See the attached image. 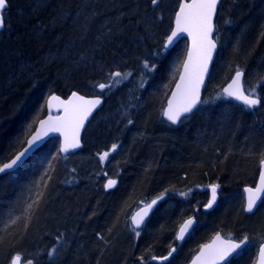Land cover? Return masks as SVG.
Listing matches in <instances>:
<instances>
[{"label": "trees", "instance_id": "1", "mask_svg": "<svg viewBox=\"0 0 264 264\" xmlns=\"http://www.w3.org/2000/svg\"><path fill=\"white\" fill-rule=\"evenodd\" d=\"M180 2L9 0L0 32V162L22 149L47 115L50 95L100 96L102 105L77 152L62 155L58 138H51L16 171L0 173V264L13 255L22 264H153L177 246L179 218L189 212L225 226L232 240L248 238L226 264H254L264 236V200L254 215H245L242 187L255 184L264 151V0H221L217 52L201 104L171 127L161 115L186 42L169 51L163 45ZM144 61L155 67L146 69ZM171 68L175 73L167 77ZM238 69L245 91L256 88L262 100L253 111L222 95ZM117 71L130 75L110 76ZM140 73L139 84H130ZM98 84L111 87L101 91ZM123 111L136 137L128 157L118 161L116 186L107 189L96 175L113 156L108 147ZM127 139L116 138L118 150ZM104 152L111 156L101 161ZM44 156L46 168H38ZM214 184L225 196L219 214V206L202 211L207 192L182 202L188 209L173 199L176 192ZM161 195L144 227L133 230L129 220L140 199L145 204ZM167 201L179 212L165 208ZM59 238L62 245L49 258Z\"/></svg>", "mask_w": 264, "mask_h": 264}, {"label": "snow or ice", "instance_id": "2", "mask_svg": "<svg viewBox=\"0 0 264 264\" xmlns=\"http://www.w3.org/2000/svg\"><path fill=\"white\" fill-rule=\"evenodd\" d=\"M159 0H151V4L157 5ZM221 0H185V2L179 4V10L175 13V28L171 30V34L166 37L164 48H167L173 43V41L181 34L187 33L192 37L193 47L188 52V59L184 63L185 74L181 76V83L177 85V92L173 93V100L169 101L168 109L164 112V115L169 121L175 124L184 113H190L200 102L199 90L203 84L204 75L208 71V64L212 58V53L216 49V41L212 39V33L214 31L213 18L217 14L218 4ZM9 0H0V28L5 26V18L2 15L3 11L7 10ZM264 27V26H262ZM264 35V32L261 33ZM144 67L154 68L155 65H149L147 61H144ZM130 75V73L114 72L110 76L113 78H121ZM244 73L241 70H237L232 83L229 84L224 92L229 97H233L236 100L242 101L248 108H254L262 103V100L258 96L252 94H245L243 88L240 86L241 77ZM264 79V77H262ZM119 79H115L114 83H119ZM97 87L103 91L105 88L111 87L110 84H98ZM53 99L59 100L58 97ZM64 106L65 115L63 117H49L48 120L40 122L41 131H37L30 139H26L22 142V149L15 152L8 158V162H0V173H4L8 170L17 168L23 164L28 154L38 145L48 132H60L64 137V143L60 147L61 152H67L69 149L80 147V129L84 126V121L91 114L92 110L101 103L99 98L92 100H85L83 96H78L75 92L72 93V98L65 101H60ZM131 123V121H129ZM117 145H112V149L115 150ZM109 153L104 152L100 159L106 160ZM261 159V172H260V185L255 189L248 188L247 206L245 211L252 213L257 207V202L261 200V194H264V151L260 153ZM116 184L115 180L110 179L106 185L107 188H112ZM216 185L211 186L212 198L209 200L206 207L211 208L216 201ZM158 197L157 199H162ZM157 203V200H152L151 203L145 205L141 213H137L132 218V222L135 228H139L144 222V218L148 215L153 205ZM193 220L188 219L180 227L177 239L182 240L185 232L192 226ZM139 235V232L136 233ZM247 237H244L239 243L232 241L221 242L219 247L205 246L209 249L207 254L203 251L202 257H205L204 264H219V261L224 260L232 252H235L247 241ZM217 240L220 237L217 236ZM175 249H172L174 252ZM169 252V255L172 254ZM49 255H52L50 252ZM260 257L262 264H264V247L260 249ZM155 259V257H153ZM163 259H167L164 257ZM198 260L200 257L197 258ZM21 257L16 255L11 259V264H20ZM28 264H32L28 261ZM196 264V262H194Z\"/></svg>", "mask_w": 264, "mask_h": 264}, {"label": "water", "instance_id": "3", "mask_svg": "<svg viewBox=\"0 0 264 264\" xmlns=\"http://www.w3.org/2000/svg\"><path fill=\"white\" fill-rule=\"evenodd\" d=\"M185 2V0H181L180 3H183ZM188 2H191V0H188ZM220 4H218V7H219ZM218 7H217V11H218ZM179 10V6H178V9L177 11ZM176 11V12H177ZM175 12V13H176ZM217 15V14H216ZM215 19H216V16L213 18V24L215 22ZM175 28V14H174V18H173V23H172V28L171 30H173ZM1 29V28H0ZM171 30L169 32L168 35L171 34ZM214 31H215V28H214ZM214 31L212 33V39H214ZM181 40H184L186 42V52H185V56H184V59H183V62L181 64V67H180V72H179V75L175 81V84L170 92V95L168 96L167 100H166V103H165V106L163 108V111H162V115H161V118L163 120V122H165L166 124H168L169 126L171 127H177L179 125V123L185 119V118H188L189 116H191L197 109L198 107L200 106V103H201V100H202V91H203V88H204V85H205V82L206 80L208 79V76H209V73H210V70L212 68V65H213V62H214V59H215V56H216V52H217V44H216V49L213 51L212 53V58L211 60L209 61V64H208V71L207 73L204 75V79H203V84L200 86V90H199V96H200V102L196 105V107L192 110V112L190 113H184L181 117H180V120H178L175 124H173L171 121H169L167 119V117L164 115V112L168 109V104H169V101L173 100V93L177 92V85L181 83V76L185 74V70H184V63L185 61L188 59V52L192 49L193 47V42H192V37H190L187 33H181L174 41L171 45H169L167 48H164L165 50H170L171 48H173L179 41ZM165 42H166V39H165ZM164 42V44H165ZM236 73V72H235ZM235 73L231 76L230 80L227 82V84H225V86L222 88V94L223 96L232 101L233 103L241 106V107H244L248 110H254L256 108L259 107V105L255 106L254 108H248L246 105L243 104L242 101H239V100H236L235 98L233 97H229L227 96V94L224 92V89L227 88L229 86V84L232 83V80L233 78L235 77ZM240 86L243 88L244 90V86H243V76L241 77V81H240ZM245 92V90H244ZM74 93V92H72ZM72 93H70L66 98H62L60 96H57L55 94H52L50 95L47 100H46V110H47V115L45 117H43L42 119H40L37 124H36V127L35 129L33 130V132L28 136L27 139H30L32 135H34L37 131H41V125H40V122L41 121H44V120H48V118L51 116V117H63L65 115V112H64V106L63 104L60 103V101H65L67 102L68 100H70L72 98ZM78 96H83L77 92H75ZM245 94L247 95V93L245 92ZM53 97H58L59 100L57 99H53ZM85 98V100H92V99H96V98H99L101 100V103L99 105H97L91 112V114L87 117V119L84 121V126L80 129V146H81V137H82V134L84 132V130L86 129L87 127V124L89 123V121L91 120L93 114L101 107L102 105V99L100 97H97V96H83ZM51 138H58L59 139V151H60V147L61 145L64 143V137L63 135L60 133V132H48L47 135H45L43 137V139L38 142V145L33 148V150L28 154V156L25 158V161L23 162L26 163L29 158L34 154L36 153L38 150H40ZM26 146V145H24ZM80 147L78 148H73V149H69V151L67 152H61L60 153L62 155H67L69 153H74V152H77L79 150ZM112 151H115V150H112ZM22 164V165H23ZM21 165V166H22ZM19 166V167H21ZM19 167L17 168H14L12 170H8L6 172H4L3 174L5 173H8V172H13L15 170H17ZM262 168H261V164H260V169H259V174H258V178H257V181L255 183V185L253 187L251 186H244L242 188V192H243V195H244V208L243 210L246 208L247 206V198H248V192L246 191V189L248 188H252V189H255L256 187H258L260 185V172H261ZM217 190V189H216ZM210 194H211V197L210 199L212 198V191H211V188H210ZM161 197V196H159ZM158 198V197H157ZM153 199V200H157V203L155 205H153L152 209L149 211L148 215L144 218V222L141 224V226L139 228H135V225L133 224L132 222V218L134 216L137 215V213H141L142 210L144 209L145 205H142L141 207H139L137 210H135L132 215L130 216V224L132 226V228L135 230V231H139L143 228L144 226V223L150 218V216L153 214V212L156 210V208L159 206V204L165 199V196H163L162 199ZM264 200V194H261V200L257 202V207L254 209V211L252 213H249L247 211L244 210V213L245 215L249 216V215H252L256 209L258 208V206L260 205V203ZM152 201V200H151ZM148 202V203H151ZM216 201H217V195H216ZM215 201V203H216ZM147 203V204H148ZM215 203L213 204V206L211 208L214 207ZM208 204V203H207ZM211 208H208V207H205V210H209ZM189 219H192V218H189ZM188 219H186L185 221H187ZM193 220V224L192 226L185 232L184 234V238L182 240H179L176 238V240L179 242V241H183L186 236L191 232L192 228L195 226L196 224V221L194 219ZM184 221V222H185ZM184 222L180 225V227L184 224ZM180 227L177 231V235L179 233V230H180ZM217 236L220 237V240H217ZM177 237V236H176ZM228 241H232V242H235V243H239L240 241H234V240H230V239H225L223 238L220 234H215L212 239L206 243L205 245H203L199 250L198 252L195 254V256L190 260V262L188 264H194V262H196V264H204V259L205 257H202L201 256V253L202 251L207 254V252L209 251L208 248H206L205 246H213V247H219L221 245V242H228ZM247 242H245L244 244L241 245L240 248H238L235 252H232L229 256H227L224 260H221L219 261V264H226L233 256H235L237 253H239L241 250H243V248L246 246ZM261 247H264V243H262L259 247H258V252H257V257H256V261L254 264H262V261H261V257H260V249ZM173 253V252H172ZM200 257V259L198 260L197 258ZM169 256H167V259H160V262H166L168 260ZM11 264V261L10 263ZM20 264H22L21 260H20Z\"/></svg>", "mask_w": 264, "mask_h": 264}, {"label": "rangeland", "instance_id": "4", "mask_svg": "<svg viewBox=\"0 0 264 264\" xmlns=\"http://www.w3.org/2000/svg\"><path fill=\"white\" fill-rule=\"evenodd\" d=\"M172 69V68H171ZM142 73V72H141ZM139 74V75H137V76H135L134 77V79L133 80H130L129 82H130V84H134V85H137V84H139V82H140V80H141V78H142V74ZM171 73L173 74V73H175L174 71H173V69L172 70H170V71H168V74H167V77L168 76H170L171 75ZM247 92L249 93V94H252V95H254V96H258V93H257V90H256V88H252V89H248L247 90ZM135 101V100H134ZM130 109V108H129ZM119 115L120 116H118V122L115 124V126H114V133H113V135H112V137H111V139L113 138V141L115 140V142H113L115 145H117V141H116V138H123V137H125L126 139H127V141L126 142H128V144L126 143V145L125 146H123L122 148H120L119 150L117 149V147H116V149H115V152L114 153H111V155H113L110 159H109V157H107L108 159H109V161H108V163H107V160L105 161V163H102L101 164V166H100V171H99V173L96 175V178H98L99 179V181L103 184V185H107V183H108V180H110V179H112V177H114V172H116V171H118L117 169H118V165H119V159H122L123 157L122 156H124V157H128V156H126L128 153H130V151H131V148H132V144L134 143V141L133 140H135V135H136V130H135V128L134 127H132V126H128L127 127V125H126V122H125V120H127V117H128V111H123V112H120L119 113ZM124 132H128L127 134L126 133H124ZM110 140V139H109ZM112 142V141H111ZM110 143V142H109ZM132 143V144H131ZM114 144H110V146L108 147L110 150H112V145H114ZM131 144V145H130ZM110 154H109V156H111ZM44 161H46V156H44L41 160H40V164H38L39 165V167L38 168H40V167H45L46 168V166H44L45 165V162ZM44 162V163H43ZM118 162V163H117ZM44 168V169H45ZM112 173V174H111ZM252 179V178H251ZM214 185H216V184H214ZM212 186V185H211ZM211 186H209V187H204V188H198V187H195V188H193V189H191V192H184V195L182 196V198H180V203H181V205L183 206V209L186 207L187 209H188V207H187V205H183L182 204V202H186V200H191L192 201V199H194V198H198V196L200 195V194H202L203 192H207L208 193V191H209V188L211 187ZM217 186V185H216ZM108 189V188H107ZM185 194H186V196H187V198H186V196H185ZM217 194H218V203H217V206L215 207V208H217L218 206H219V209L220 210H218V213H216V214H219V212H221V208H222V206H223V204L225 203V196H223V194L220 192V190H219V188H218V186H217ZM185 196V197H184ZM190 197V198H189ZM243 197V196H242ZM144 199L145 198H143V199H140V203H141V205H143L142 204V202L144 201ZM243 199V198H242ZM149 202V201H148ZM144 203V202H143ZM146 204V203H145ZM141 205H139L138 206V208L141 206ZM174 205H173V203L171 202V201H167V203H166V207L165 208H171V209H173L175 212H179L178 211V209H175L174 207H173ZM231 206L233 207V208H236V206H237V204H236V202L235 201H232L231 200ZM242 206H244V202H243V205ZM137 208H135L131 213H133L135 210H136ZM257 212V211H256ZM256 212H254L252 215H254ZM205 214H206V212H204ZM225 212L223 213V214H221L218 218H221V217H223V216H225ZM207 215V214H206ZM260 215V214H259ZM258 215V216H259ZM187 216V215H186ZM186 216L185 217H181V218H179V225H180V223H181V221L182 220H184L185 218H186ZM249 216H251V215H249ZM196 219H198V220H201V221H203V218H204V216H200V215H197L196 217H195ZM205 218H209L208 216H205ZM181 219V220H180ZM209 220V219H208ZM206 227L205 226H203V227H201V223H200V225L198 226V228H197V230L195 231V233L193 234V236L190 238V240H189V242L186 244V246H185V248H183L184 246H181V245H179V248H177L178 250H179V257H181V258H185L186 256H189V255H192L193 254V252H195L196 251V249L200 246V245H198L201 241H203L205 238H207L208 237V234H210L211 235V233L213 234V231H220L221 230V233H223V237L224 238H227V239H231V237H233V235H231V234H233L232 232L231 233H226V229H225V226H221V225H219V226H214L212 223H208V221H206ZM178 225V226H179ZM215 227H217V229H214ZM210 228L213 230L212 232H211V230H210ZM198 230H199V234H197V232H198ZM223 231V232H222ZM229 232H230V230H228ZM208 232H210V233H208ZM207 236V237H206ZM262 242H264V236L263 237H260V239L257 241V245H260ZM256 243V242H255ZM62 245V241H61V238H59V239H56V245H54L51 249H50V251H49V253L51 252L52 253V255H48L49 256V258H52V256H53V254H54V251L57 249V247L58 246H61ZM198 245V246H197ZM176 258H174V260H175ZM173 260V261H174ZM153 264H165V263H161L160 261H156V262H154Z\"/></svg>", "mask_w": 264, "mask_h": 264}, {"label": "flooded vegetation", "instance_id": "5", "mask_svg": "<svg viewBox=\"0 0 264 264\" xmlns=\"http://www.w3.org/2000/svg\"><path fill=\"white\" fill-rule=\"evenodd\" d=\"M3 13H4V11H3ZM3 13H2V15H3ZM2 28H3V27H2ZM2 28L0 29V32H1ZM246 110H247V109H246ZM248 111H249V110H248ZM111 152L114 153V151H112V150H111ZM216 195H217V201H216L214 207L211 208V209H209V210H205V207H206V205H207V203L209 202L210 197H211L210 190L208 191V197H207V200H206V202L204 203V205H203V207H202V211H203V212H210V211L214 210V208L217 206V203H218V194H217V190H216ZM150 201H151V200H150ZM150 201H149V202H150ZM196 215H197V214H196ZM196 215H195V214L192 215V214H190V212H189V213L187 214L186 218H185L184 220L181 221L180 225H181L186 219L192 218V219H194V220L196 221V224H195V226L192 228L191 232L186 236V238H185L183 241H179V242H178V241L176 240L177 246L171 248L170 252H172V249H175V251H174L171 255L167 254L165 257L169 256L168 260H167L166 262H161V263H165V264H188V263L190 262V260L195 256V254L198 252V250H199L203 245H205L206 243H208V242L212 239V237H213L215 234H220V233H218V232H215V233H213V234H211V235L208 234V237L206 236L207 238H205L203 241H201V242L198 244V245H200V246L196 249L195 252H193L192 255L186 256L185 258H181V257H179L180 254H179V250H178L177 248H179V245L184 246L183 248H185L186 244L189 242L190 238L193 236V234L195 233V231L197 230V228H198V226H199V220L195 218ZM148 220H149V219H148ZM148 220H147V221H148ZM147 221H146V222H147ZM146 222L144 223V225L146 224ZM180 225L178 226L177 231H178ZM177 231H176V236H177ZM199 233H200V232H199V230H198L197 234H199ZM208 233H209V232H208ZM198 245H197V246H198ZM162 258H164V257H162ZM162 258L156 259V261H160V259H162ZM174 258H176V259L174 260ZM173 260H174V261H173Z\"/></svg>", "mask_w": 264, "mask_h": 264}, {"label": "bare ground", "instance_id": "6", "mask_svg": "<svg viewBox=\"0 0 264 264\" xmlns=\"http://www.w3.org/2000/svg\"><path fill=\"white\" fill-rule=\"evenodd\" d=\"M172 49V48H171ZM170 49V50H171ZM163 50L164 51H167V50H165L164 49V45H163ZM169 51V50H168ZM169 77V76H168ZM176 81V80H175ZM174 84H175V82H174ZM174 84H173V86H174ZM173 86H172V88H173ZM172 88H171V90H172ZM171 90H170V92H171ZM170 92H169V95H170ZM168 95V96H169ZM262 95H264L263 94V92H262ZM168 98V97H167ZM167 100V99H166ZM46 105V104H45ZM46 112H47V110H46ZM48 114V113H47ZM186 119V118H185ZM36 127V126H35ZM178 127V126H177ZM35 129V128H34ZM8 162V161H7ZM112 180H115L116 181V184H117V180L115 179V177H112ZM109 181V180H108ZM116 184L113 186V187H115L116 186ZM184 195V193L181 191V192H176L175 193V195H174V197H173V199L176 201V202H180V198H182V196ZM163 196H165V195H163ZM206 202V200H204V203ZM205 221H207L208 220V218H203ZM205 223V222H204ZM16 255H13L12 257H11V259L13 258V257H15ZM11 259H10V261H11ZM10 261H9V263H10ZM8 263V264H9Z\"/></svg>", "mask_w": 264, "mask_h": 264}]
</instances>
